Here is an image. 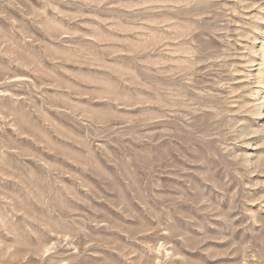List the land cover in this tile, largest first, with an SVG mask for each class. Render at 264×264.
I'll return each mask as SVG.
<instances>
[{
    "label": "rangeland",
    "instance_id": "1",
    "mask_svg": "<svg viewBox=\"0 0 264 264\" xmlns=\"http://www.w3.org/2000/svg\"><path fill=\"white\" fill-rule=\"evenodd\" d=\"M0 264H264V0H0Z\"/></svg>",
    "mask_w": 264,
    "mask_h": 264
}]
</instances>
